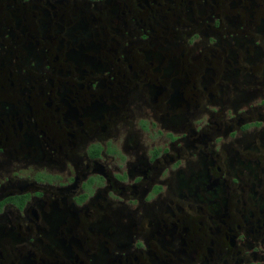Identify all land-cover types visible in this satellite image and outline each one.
Segmentation results:
<instances>
[{"label":"flooded vegetation","instance_id":"obj_1","mask_svg":"<svg viewBox=\"0 0 264 264\" xmlns=\"http://www.w3.org/2000/svg\"><path fill=\"white\" fill-rule=\"evenodd\" d=\"M0 264H264V0H0Z\"/></svg>","mask_w":264,"mask_h":264}]
</instances>
